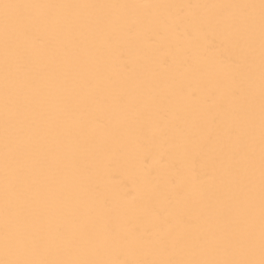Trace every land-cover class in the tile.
I'll return each mask as SVG.
<instances>
[{
    "label": "snow or ice",
    "instance_id": "6c2138e0",
    "mask_svg": "<svg viewBox=\"0 0 264 264\" xmlns=\"http://www.w3.org/2000/svg\"><path fill=\"white\" fill-rule=\"evenodd\" d=\"M0 264H264V0H0Z\"/></svg>",
    "mask_w": 264,
    "mask_h": 264
},
{
    "label": "bare ground",
    "instance_id": "6f19581e",
    "mask_svg": "<svg viewBox=\"0 0 264 264\" xmlns=\"http://www.w3.org/2000/svg\"><path fill=\"white\" fill-rule=\"evenodd\" d=\"M193 2H196V0H193Z\"/></svg>",
    "mask_w": 264,
    "mask_h": 264
}]
</instances>
